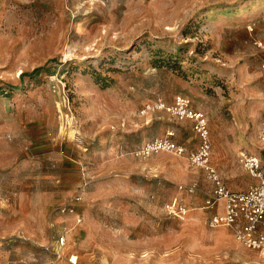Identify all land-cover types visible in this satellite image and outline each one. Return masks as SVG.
<instances>
[{
    "label": "rangeland",
    "instance_id": "374dc122",
    "mask_svg": "<svg viewBox=\"0 0 264 264\" xmlns=\"http://www.w3.org/2000/svg\"><path fill=\"white\" fill-rule=\"evenodd\" d=\"M178 95L227 186L255 183L238 155H264V0H0V264H264L208 224L193 121L143 113ZM170 130L184 154L134 155Z\"/></svg>",
    "mask_w": 264,
    "mask_h": 264
},
{
    "label": "built area",
    "instance_id": "2783aa9c",
    "mask_svg": "<svg viewBox=\"0 0 264 264\" xmlns=\"http://www.w3.org/2000/svg\"><path fill=\"white\" fill-rule=\"evenodd\" d=\"M149 109H164L178 119L193 121L201 143L189 154V160L192 165L205 170L214 183L204 204V208L211 211L209 226L230 228L239 242L247 248L258 251L264 257V155L249 150L239 152V163L256 182L245 190H232L211 160L212 143L208 119L203 112L191 107L189 98L178 95L172 105H167L161 100L153 106L147 105L143 113ZM174 136V131L170 130L164 136L146 141L133 153L143 158L159 151H172L182 155L185 147L176 141ZM259 140L264 143V122L259 131ZM196 189L197 183H194L188 191L194 193ZM75 199L79 200L80 197L76 196ZM69 210L74 212L72 207H69ZM165 210L172 217H183L188 213L186 205L177 200L167 202ZM60 241L63 244L65 237H61Z\"/></svg>",
    "mask_w": 264,
    "mask_h": 264
},
{
    "label": "trees",
    "instance_id": "16d2710c",
    "mask_svg": "<svg viewBox=\"0 0 264 264\" xmlns=\"http://www.w3.org/2000/svg\"><path fill=\"white\" fill-rule=\"evenodd\" d=\"M43 67L42 66H38L35 69H33L31 72H22L21 76H25V75H31V74H36L38 73Z\"/></svg>",
    "mask_w": 264,
    "mask_h": 264
},
{
    "label": "crops",
    "instance_id": "0c3cea01",
    "mask_svg": "<svg viewBox=\"0 0 264 264\" xmlns=\"http://www.w3.org/2000/svg\"><path fill=\"white\" fill-rule=\"evenodd\" d=\"M235 148H237V147H235ZM237 153V152H236ZM223 155V154H222ZM237 156V155H236Z\"/></svg>",
    "mask_w": 264,
    "mask_h": 264
},
{
    "label": "bare ground",
    "instance_id": "6f19581e",
    "mask_svg": "<svg viewBox=\"0 0 264 264\" xmlns=\"http://www.w3.org/2000/svg\"><path fill=\"white\" fill-rule=\"evenodd\" d=\"M74 260H75V258H74Z\"/></svg>",
    "mask_w": 264,
    "mask_h": 264
}]
</instances>
